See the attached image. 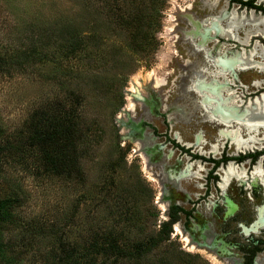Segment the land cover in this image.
Instances as JSON below:
<instances>
[{
    "label": "rangeland",
    "instance_id": "1",
    "mask_svg": "<svg viewBox=\"0 0 264 264\" xmlns=\"http://www.w3.org/2000/svg\"><path fill=\"white\" fill-rule=\"evenodd\" d=\"M232 1L0 0V57L10 64L0 66V145L11 144L0 153V197L18 196L12 207L15 222L4 231L16 256L14 264H215L187 245L182 232L190 222L207 219L243 257L264 250V228L244 234L238 226L248 225L254 218L253 206L264 203L262 186L251 185L261 183L264 189L256 178L264 169L260 160L253 169L249 160L229 163L223 169V196L218 181L207 180L211 163L191 159L195 153L236 156L260 149L263 129L206 117L195 90L181 89L189 77L188 63L199 62L198 41L212 53L218 39L216 32L204 29L203 35L196 30L193 44L186 35L194 30L189 17L198 23L217 16L230 9ZM226 13L243 20L250 32L251 16ZM127 21H134L133 26ZM74 38L81 39V51L62 55L60 44L73 43ZM224 42L229 48V40ZM30 47H36L39 56L22 65L12 63L18 51V58L24 59L20 50ZM146 98L149 103L144 104ZM60 102L73 107L80 130L75 152H66V158L74 160L66 170L47 162L41 148L28 142L35 120L50 108L61 107ZM235 105L239 112L246 106ZM146 108L149 117H144ZM120 119L126 123L141 119L163 145L169 167L177 170L190 164L175 193L179 205L194 210L188 219L181 215L168 241L140 258L102 250L79 257L96 245L133 246L154 235L166 217L165 205L158 201L155 168L146 169L136 143L123 136ZM234 128L238 135L231 139L225 132ZM173 139L190 148L178 149ZM225 199L232 202H227L232 211L238 208L235 216L225 217ZM124 212L134 225L124 223Z\"/></svg>",
    "mask_w": 264,
    "mask_h": 264
},
{
    "label": "flooded vegetation",
    "instance_id": "2",
    "mask_svg": "<svg viewBox=\"0 0 264 264\" xmlns=\"http://www.w3.org/2000/svg\"><path fill=\"white\" fill-rule=\"evenodd\" d=\"M262 2L264 1L263 0L262 1L261 0H233L232 2H228L229 3L228 8L230 6V9H228L227 11L233 10L238 14L243 13L246 16L264 17V5H261ZM260 19L264 20L263 18H260ZM202 21L203 19L200 20L198 23H201ZM250 24H253V26L248 29V31H250L249 33H247V28L249 25L245 24V25L235 26V29L233 31L235 35L233 37L230 36L229 38L223 37L219 34V32L218 33L216 32L215 35L218 36V39L215 40V44L212 45V50H211L212 54H217L218 52L220 53L224 51L221 49H227L228 52H236V53H241L243 55L251 54V60L248 63L234 65L232 71L227 75L228 91L239 108H242L250 101L252 102L256 99L259 100L261 96L264 94V26L260 28L262 31L257 30L255 25L262 24V21L257 22V19L255 18H251ZM203 32L202 34L205 35ZM200 40H202V38H200ZM223 40H229L230 43H226L227 45L230 44L229 48L224 47L225 42L222 43ZM197 50L200 51V59H201L202 51L200 49H197ZM200 59H196V61H200ZM188 65H189L188 66L189 68L191 65L190 63H188ZM210 65L212 66V63ZM148 99L147 101L145 100L143 101L144 104L149 103ZM195 99L197 100V98ZM195 107H197L196 104H195ZM149 112H150V109L146 108V110L144 111V117H149V114H148ZM126 124H129V123H126L125 121L120 119V129L123 128L124 135H127L128 136L127 138L129 140L136 143L137 145L136 152L143 156L146 169L155 168V171H152V174L157 179V182L159 185L158 201L160 200L165 205V209L163 212L166 217L164 219L168 218V212L170 211V208L172 206H178L182 208L183 211L178 212L180 218H181V215H183L185 219H188L189 217H191L194 208L187 210L181 205H179L176 202V193H175V189H178L181 185V179L184 176H186V174L189 173L190 164H188L183 169H177V170L169 167L166 161V158L168 155L163 152V145L157 142L155 140V137L152 135V133L147 131L145 126L141 124V119L140 120L138 119L132 122V124L137 125V128L131 127V131L129 128H126ZM135 130L139 131L140 133L141 131L144 132L146 137L143 138V140L140 142L138 139H133L134 138L133 131ZM172 142H174L173 144L175 147H177L180 150H185V152H187L188 149L190 148V147H185L184 145L180 144L178 141H175L174 139L172 140ZM148 146L151 149H149ZM148 152H150V154L146 155V153ZM191 159H201L203 161H207L211 163L212 167L210 171L208 172L207 180L212 179L213 182L218 181V184L221 189V194L223 195L225 192V188L223 189L221 186L222 177L224 174L223 169H225L229 163H233V162L241 163L243 161H248V160L250 163H252V169L254 166L258 164L259 160H260V164L264 166V147L260 149L255 148L253 150L239 151V153H237L236 156L235 155H230V156L220 155L218 157H210V156L204 157L203 155L195 153L191 155ZM193 161L196 162V160H193ZM162 170H163V173L165 174V177H168L169 175V177L171 178V180L169 179L170 181H166L164 183V192H162L163 187L159 180L160 176L162 175L161 174ZM216 170H221L222 173L221 174L219 173V176H218V174L215 173ZM247 170L248 169H246V171ZM172 179H176L177 182H174V180ZM246 179H247V176H246ZM248 180L250 181L249 177H248ZM256 184H260L262 186V190H263L262 196H263V193H264L263 185L261 183H255L251 185L255 186ZM162 195H164L167 198V201L161 200ZM263 200H264V197H263ZM228 201L230 200L225 199L223 202V205H225L224 215L225 217L229 218V217L235 216L238 208L236 207L234 211L228 212L227 210ZM262 203H260L259 205L253 206L254 218L248 225H245L243 223L238 224V226L240 227V230L244 234L257 233L264 228V223L259 226L257 225L258 227H256L255 229L252 228L253 224H255V222L258 219L257 207L260 206ZM206 208L208 210L207 212L211 213L210 208L209 207H206ZM180 218L178 221H176L173 224V226L176 225L180 221ZM188 225L185 229H182V232L184 233L185 236L188 237L191 246L194 245L195 242L201 244V243L208 242V240L212 238H215V240L217 241V246H219L220 248L217 250V252L220 253L221 255L220 257H218L216 254H213L207 251V249L205 248H198V249L204 250L206 253L215 256L218 259V261H220L222 264H264V257H262L264 256V250L261 252H257L255 255H253L252 252L249 255H246V253H244V257H245L244 258L241 252H239V250L237 249L236 244L231 243L230 241L226 240L225 234L220 233V231L216 229L215 223L211 219H207L200 223L190 222V224Z\"/></svg>",
    "mask_w": 264,
    "mask_h": 264
},
{
    "label": "trees",
    "instance_id": "3",
    "mask_svg": "<svg viewBox=\"0 0 264 264\" xmlns=\"http://www.w3.org/2000/svg\"><path fill=\"white\" fill-rule=\"evenodd\" d=\"M133 22L127 21V25L131 27L133 26ZM136 24H140L139 21H137ZM127 25L126 27H128ZM69 42L70 41L64 42L59 46V51L61 50L60 53L62 55L64 54L66 57L81 51L82 48L80 43L81 39L78 41L76 38L73 43ZM17 53V55L13 57L12 63L15 62L20 65L28 62V59L30 60L34 56H39V51L36 47H30V50H25V52L24 49H21L20 53L23 54L24 59L22 57L19 59V51ZM2 64L5 66L10 65L6 59L0 57V66H2ZM61 83H63V81ZM60 104L61 105L58 106L61 107L57 109L50 108L49 111L42 113L40 117L35 120L32 131L28 137V142L31 145H38L41 148L42 155L47 162L55 164L59 170H66L65 168L67 167V164H69L68 162H74L72 158H66V152H75L80 130H78L79 126L76 123L75 116L72 114L73 107L66 106L65 104H62V102H60ZM9 146H11V144ZM9 146L0 145V153L6 148H9ZM17 197L16 193L0 197V261L4 264H14L16 261L11 242L8 239H5L4 231L9 223L15 222L12 207L14 202H16ZM179 211H183L182 208L172 206L168 212V218L159 221L158 229L155 234L148 235L147 239L136 242L133 246L124 247L119 246L117 243L96 245L81 253L79 257L87 256L90 252L102 250L106 253L120 257L140 258L144 256L145 253H148L151 247H155L160 242L168 241L170 239L173 224L180 218ZM125 212L123 213L124 218H126L124 223H132L134 225L130 217L127 219V213ZM155 217L157 218V214ZM74 258H76V256L73 257V260Z\"/></svg>",
    "mask_w": 264,
    "mask_h": 264
},
{
    "label": "bare ground",
    "instance_id": "4",
    "mask_svg": "<svg viewBox=\"0 0 264 264\" xmlns=\"http://www.w3.org/2000/svg\"><path fill=\"white\" fill-rule=\"evenodd\" d=\"M226 12L222 11V13L218 14L217 16H212L204 19L201 23H196L194 25L193 32L190 31L189 40L195 44L191 37L193 34H195L196 30L197 32H200L204 29L207 31L209 30L210 33L219 32L221 36L226 38H229L230 36L233 37L235 35L233 32L235 26H240L245 22L243 20H239L233 15L229 16V13ZM251 18L257 19V22L262 21L263 25H255L257 30L262 31L260 28L264 26V20H261L260 18L264 19V17L251 16ZM221 19H229L230 23L228 22L226 24H222ZM206 24L208 25L207 27ZM198 43V48L200 50H204L202 51V61H199L195 64H190L191 66L188 68L189 77L187 82L182 85V91L185 92L189 89L195 90L197 95L200 97L199 104L206 117L217 119L224 124L236 121L237 123L248 127L261 126L264 132V94L259 100L256 99L252 101L251 103L247 104L241 112H239L237 111L234 100L227 88V75L232 71L234 65L248 63L251 60V54L243 55L241 53L228 52V50H224L220 53L218 52L217 54H212L203 48V42L198 41ZM211 63L212 69L209 70L206 68V66L210 65ZM178 112L181 116H185V111L183 108L179 107ZM237 130L238 129L235 128L229 131L226 130L227 132H225V134L231 137V139H234L238 135ZM256 178L264 182V169L258 171ZM233 209V205L227 204L228 212H231ZM263 223L264 203L258 208V219L255 222L253 229ZM184 240L187 245H190L188 237L184 236ZM190 247L194 246L190 245ZM201 253L206 255L210 261L214 262L215 264H222L215 256L206 253L204 250H201Z\"/></svg>",
    "mask_w": 264,
    "mask_h": 264
},
{
    "label": "water",
    "instance_id": "5",
    "mask_svg": "<svg viewBox=\"0 0 264 264\" xmlns=\"http://www.w3.org/2000/svg\"><path fill=\"white\" fill-rule=\"evenodd\" d=\"M189 19H190V21H192V23L194 25L196 24V21L194 19H192V17H189ZM189 34H190V32L187 31L186 35H189ZM131 127L137 128V125L136 124L134 125L132 123L126 124V128H129L130 131H131ZM133 132H134V138L132 137L133 139H138L139 141H142L143 138L146 137L145 133L142 132V131H141V133L139 131H136V130L133 131ZM124 137L127 138L128 136L124 135ZM142 143H144V142H142ZM148 148H149V146H148ZM149 149H151V148H149ZM148 154H150V152L146 153V155H148ZM161 174L162 175L160 176L159 180H160V183H161V185L163 187L162 192H164V183L166 181H170L171 178L169 177V175H168V177H165V174L163 173V170L161 171ZM172 180H174V182H177L176 179H172ZM161 200L162 201H167V198L164 195H162V199ZM194 245L196 246V248H205V249H207V251H209V252H211L213 254H216L218 257L221 256L220 253L217 252V250L220 249V248H219V246H217V241L215 240V238H212V239L208 240V242H206V243H201L200 244V243L195 242Z\"/></svg>",
    "mask_w": 264,
    "mask_h": 264
}]
</instances>
